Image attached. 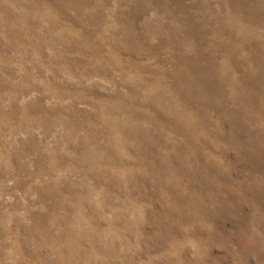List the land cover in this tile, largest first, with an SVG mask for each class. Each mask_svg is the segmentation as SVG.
Wrapping results in <instances>:
<instances>
[{
    "label": "rangeland",
    "instance_id": "rangeland-1",
    "mask_svg": "<svg viewBox=\"0 0 264 264\" xmlns=\"http://www.w3.org/2000/svg\"><path fill=\"white\" fill-rule=\"evenodd\" d=\"M0 264H264V0H0Z\"/></svg>",
    "mask_w": 264,
    "mask_h": 264
}]
</instances>
